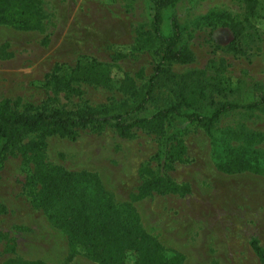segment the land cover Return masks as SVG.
I'll return each instance as SVG.
<instances>
[{
  "label": "rangeland",
  "instance_id": "374dc122",
  "mask_svg": "<svg viewBox=\"0 0 264 264\" xmlns=\"http://www.w3.org/2000/svg\"><path fill=\"white\" fill-rule=\"evenodd\" d=\"M36 1L45 16L41 30L0 26V56L11 54L9 59L0 58V99L19 98L21 105L33 106L47 101L51 109L130 110V92L120 90L119 84L78 83L81 94L72 96L56 94L44 86V79L56 65L66 70L83 58L113 66V77L126 74L142 91L159 60L151 34V4L147 0ZM219 16L242 24L238 54L225 50L232 38L226 28L194 31L197 22ZM173 17L182 28L181 43L191 50L194 61L170 69L179 75L201 72L206 88V99H191L192 107L186 111L209 115L213 103L246 104L264 95V0H256L248 23H243V0H174L163 11V36L169 35ZM44 37L49 40L47 47L41 45ZM139 73L142 78L136 77ZM171 102V95H160L139 114L152 115ZM184 126L186 155L167 172L175 183L189 184L190 193L182 197L153 193L143 200L132 199L145 179L140 168L159 172L153 161L158 140L146 130L135 129L132 138H122L110 127L80 131L75 139L52 136L45 157L47 163L70 172L95 174L120 215L126 220L136 217L160 242L167 258L179 255L181 264H260L249 241L255 237L264 247V174L222 173L213 156L215 146L222 154L229 150L257 159L264 168V111L229 112L209 131ZM32 170L33 165L18 154L0 165V203L6 208L0 216V234L5 236L0 242V264H98L31 205L23 185ZM134 259L128 256L126 263L133 264Z\"/></svg>",
  "mask_w": 264,
  "mask_h": 264
},
{
  "label": "trees",
  "instance_id": "16d2710c",
  "mask_svg": "<svg viewBox=\"0 0 264 264\" xmlns=\"http://www.w3.org/2000/svg\"><path fill=\"white\" fill-rule=\"evenodd\" d=\"M147 1L151 4V34L158 44L159 60L142 91L135 89L133 79L126 74L118 79L113 77V66L83 58L66 70L56 65L44 79V86L52 88L56 94L72 96L81 94L78 83L106 87L119 84L120 90L130 92V110H112L106 106L51 109L47 101L40 106H33L21 105L19 98L14 101L0 99V165L8 156L16 154L33 165L23 185L31 205L42 211L49 221L63 231L72 246L78 245L85 249L89 258L98 264H127L128 256L135 258L133 264H181L182 258L179 255L167 258L160 242L142 228L136 217L130 215L128 220L122 217L102 190L95 174L70 172L61 166L47 163L45 152L49 137L75 139L80 131L100 132L106 127L113 128L122 138H132L135 129L151 132L158 140V150L153 161L159 172L154 173L149 166L141 167L140 173L145 179L132 199L143 200L153 193L182 197L190 193L189 184L175 183L167 172L173 170L175 163L182 162L186 155L183 136L187 130L184 125H198L209 131L229 112L264 111V95L258 101L246 104L229 101L213 103L209 115L186 111L192 107L193 101L206 99V88L201 79L203 74L191 72L179 75L171 71L172 65L192 63L194 55L187 46L182 45V28L175 17L170 20L169 35L161 34L163 11L172 6L174 0ZM243 4V23H248L255 14L256 0H243ZM44 19L36 0H0V26L38 31ZM206 27H210L209 33L226 28L232 38L225 50L239 53L241 23L233 22L229 16H219L197 22L194 31L202 32ZM209 41L213 43L211 37ZM48 44V38L44 37L41 45L47 47ZM211 46L217 49L214 44ZM10 57V53L0 56L4 59ZM136 77L142 78V74ZM165 94L171 95V103L152 115L139 114L149 103ZM191 99L193 101L189 104ZM30 136L35 137L29 139ZM225 152L222 154L214 146V165L218 171L225 174H264V168L257 159L244 154H231L229 150ZM5 212V206L0 203V216ZM4 239L5 236L0 234V242ZM249 246L258 262L264 264V247L260 241L253 237Z\"/></svg>",
  "mask_w": 264,
  "mask_h": 264
}]
</instances>
